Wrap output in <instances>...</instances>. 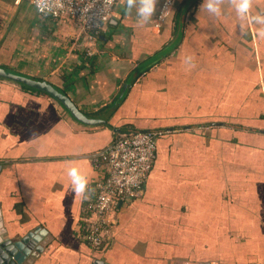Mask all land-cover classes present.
Listing matches in <instances>:
<instances>
[{"label": "crops", "instance_id": "obj_1", "mask_svg": "<svg viewBox=\"0 0 264 264\" xmlns=\"http://www.w3.org/2000/svg\"><path fill=\"white\" fill-rule=\"evenodd\" d=\"M163 1L142 24L117 0L90 42L71 18L0 0V67L103 119L0 76V215L18 264H264V0L243 15L237 0ZM126 126L162 134L140 196L92 248L93 157Z\"/></svg>", "mask_w": 264, "mask_h": 264}, {"label": "built area", "instance_id": "obj_2", "mask_svg": "<svg viewBox=\"0 0 264 264\" xmlns=\"http://www.w3.org/2000/svg\"><path fill=\"white\" fill-rule=\"evenodd\" d=\"M117 0H46L52 7L47 14L55 18H71L91 42L98 30L111 17ZM173 0H164L162 11H166ZM44 6V5H42ZM87 53L91 52L87 50ZM160 130L121 129L111 143L98 151L94 162L103 169V177L95 183V195L86 203L88 214L84 222V238L92 248H99L112 237L116 222L118 202L140 196L143 184L152 167Z\"/></svg>", "mask_w": 264, "mask_h": 264}, {"label": "water", "instance_id": "obj_3", "mask_svg": "<svg viewBox=\"0 0 264 264\" xmlns=\"http://www.w3.org/2000/svg\"><path fill=\"white\" fill-rule=\"evenodd\" d=\"M0 76L6 77L12 80H16L27 85H32L42 89L47 92L49 95L60 101L70 112V114L85 123H99L103 122V119H89L86 115L81 113L75 105L71 102V100L63 94L60 90H58L55 86L51 84L50 81L46 79H36L21 73L13 72L3 67H0ZM5 228L3 227L1 215H0V264H18L17 263V251L18 247H20L21 242H15L11 239H5ZM25 238H22L21 241L24 242Z\"/></svg>", "mask_w": 264, "mask_h": 264}, {"label": "clouds", "instance_id": "obj_4", "mask_svg": "<svg viewBox=\"0 0 264 264\" xmlns=\"http://www.w3.org/2000/svg\"><path fill=\"white\" fill-rule=\"evenodd\" d=\"M252 0H237L236 9L243 15L247 14L249 8L251 7ZM37 9L47 14L51 12L52 7L47 4L46 0H35ZM109 5L112 3V0H108ZM158 0H124L125 8L128 13H131L132 9L136 8L137 17L142 21V24L148 23L156 13V5ZM219 3V0H207V9L209 12H218L219 9L216 7V4ZM44 5V6H42ZM257 20L262 18L257 17ZM73 183L75 185V191L78 194H82L88 188V181L84 176L80 175L77 171L73 172ZM83 198V197H82Z\"/></svg>", "mask_w": 264, "mask_h": 264}, {"label": "trees", "instance_id": "obj_5", "mask_svg": "<svg viewBox=\"0 0 264 264\" xmlns=\"http://www.w3.org/2000/svg\"><path fill=\"white\" fill-rule=\"evenodd\" d=\"M87 54V53H86ZM82 61L84 62V61H87L88 62V64L89 65H91V59H89V58H85V59H82ZM86 62V63H87ZM134 127H129V126H126V128L125 129H133ZM134 129H139V128H134ZM160 136V135H159ZM159 136H157L156 138H158Z\"/></svg>", "mask_w": 264, "mask_h": 264}, {"label": "rangeland", "instance_id": "obj_6", "mask_svg": "<svg viewBox=\"0 0 264 264\" xmlns=\"http://www.w3.org/2000/svg\"><path fill=\"white\" fill-rule=\"evenodd\" d=\"M162 132V131H161Z\"/></svg>", "mask_w": 264, "mask_h": 264}]
</instances>
